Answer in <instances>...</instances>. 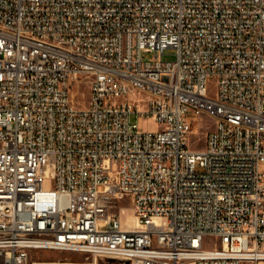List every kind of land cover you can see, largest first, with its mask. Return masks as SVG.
Segmentation results:
<instances>
[{
	"label": "built area",
	"instance_id": "obj_1",
	"mask_svg": "<svg viewBox=\"0 0 264 264\" xmlns=\"http://www.w3.org/2000/svg\"><path fill=\"white\" fill-rule=\"evenodd\" d=\"M37 251L264 264V0H0V264Z\"/></svg>",
	"mask_w": 264,
	"mask_h": 264
},
{
	"label": "rangeland",
	"instance_id": "obj_2",
	"mask_svg": "<svg viewBox=\"0 0 264 264\" xmlns=\"http://www.w3.org/2000/svg\"><path fill=\"white\" fill-rule=\"evenodd\" d=\"M144 59L152 58L151 54H144ZM163 61H172L173 58V50H166L165 55L162 57ZM86 80L84 78H80L78 82H73L69 84V92L70 97L75 102L78 108H84L87 104V95L88 88L87 84L84 83ZM80 83V84H79ZM208 96L211 98H215L217 95V85L216 79L213 78L209 80L207 84ZM142 106L144 107L147 103V98L141 97ZM131 122H135V118H131ZM139 125L143 130H151L156 127V124L152 120H144L140 121ZM192 131L188 139V149L190 151H202L205 148L206 138L208 133H210L215 128V122L211 118L206 115L194 116L191 120ZM50 187V185H48ZM122 210V220L126 226L132 225V211L129 208L128 198L122 196L119 199ZM214 240H209L208 247L212 249L214 247ZM32 259L38 262L44 263H57L61 262H74L78 264H87L92 263V260L86 259L85 255L77 252L70 251H37L33 252ZM66 260V261H65ZM97 264H116L113 261L107 260H98Z\"/></svg>",
	"mask_w": 264,
	"mask_h": 264
},
{
	"label": "bare ground",
	"instance_id": "obj_3",
	"mask_svg": "<svg viewBox=\"0 0 264 264\" xmlns=\"http://www.w3.org/2000/svg\"><path fill=\"white\" fill-rule=\"evenodd\" d=\"M132 222H134L133 220H132ZM66 261V260H65ZM52 264H58V263H52ZM92 264H94V263H92ZM182 264H193V262L192 261H185V262H183Z\"/></svg>",
	"mask_w": 264,
	"mask_h": 264
},
{
	"label": "crops",
	"instance_id": "obj_4",
	"mask_svg": "<svg viewBox=\"0 0 264 264\" xmlns=\"http://www.w3.org/2000/svg\"><path fill=\"white\" fill-rule=\"evenodd\" d=\"M68 264H78V263H74V262H67Z\"/></svg>",
	"mask_w": 264,
	"mask_h": 264
}]
</instances>
